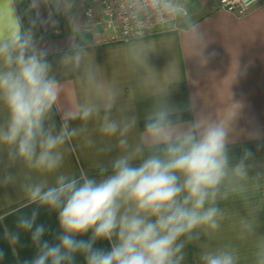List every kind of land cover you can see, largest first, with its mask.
<instances>
[{"label":"clouds","instance_id":"9594fccd","mask_svg":"<svg viewBox=\"0 0 264 264\" xmlns=\"http://www.w3.org/2000/svg\"><path fill=\"white\" fill-rule=\"evenodd\" d=\"M18 2L0 0V165L5 169L0 184L17 186L23 209L32 210L18 217L16 232L3 229L13 251L25 232L36 250L27 264H77L78 256L83 264H187L189 245L199 248L195 264H242L239 242L251 240L248 264H264V235L257 234L264 171L250 175L255 167L250 151L238 159L231 154L243 108L231 91L222 115L205 112L195 96L180 108L170 100L179 77L169 69L164 82L155 83L149 62L155 48L130 42L137 83L127 95L141 98L125 108L122 90L101 79L92 59V28L71 15L74 0L29 4L37 17L43 4L50 9L49 21L54 13L68 19L71 34L57 62L59 72L36 39L37 20L25 27L16 14ZM118 7L137 23L179 14L188 21L186 43L193 57L204 61L205 34L177 0H119ZM238 74L237 63L231 85ZM73 77L83 87L80 99L68 105L65 81ZM138 102L147 104L142 124ZM185 111L191 119H184ZM82 149L97 154L91 168L66 169L69 157ZM13 168L15 173L7 171ZM235 200L246 211L240 231L234 241L216 244L224 205ZM41 209L57 216L52 240L37 223ZM101 241L109 247H97Z\"/></svg>","mask_w":264,"mask_h":264},{"label":"crops","instance_id":"0c3cea01","mask_svg":"<svg viewBox=\"0 0 264 264\" xmlns=\"http://www.w3.org/2000/svg\"><path fill=\"white\" fill-rule=\"evenodd\" d=\"M219 0H177L181 9H187L191 21L205 34L206 46L203 49L204 61L193 57L186 43L185 29L188 21L178 14L176 28L167 27L147 36L121 40L112 32L104 30L100 25L92 30L96 46L92 49L93 62L100 68L101 79L107 84H115L124 95L122 104L125 108L134 106L141 98L127 95L130 88L137 83V74L132 71L128 57L130 42H142L155 48L150 54V65L155 70V83H163L165 72L173 70L180 82L175 85L170 100L180 108H186L191 97H197L198 104L205 112L222 115L230 98L242 105L240 118L236 121L239 133L236 142L230 145L231 154L238 159L244 151H250L255 165L250 175L264 171V1L243 15H235L218 7ZM30 0H19L16 14L22 18L25 27L32 19L37 20L36 39L42 47L49 50L48 59L59 72L58 60L69 44L70 26L67 17L54 13L49 21L50 9L41 4L39 17L35 11H29ZM79 22L87 23L77 9L74 0L72 10ZM89 23V22H88ZM239 65V74L231 85L235 69ZM58 78H61L58 75ZM83 85L77 79L65 81L64 103L71 105L80 99ZM147 106L145 102L137 103V111L141 115ZM191 113L185 111L184 119H191ZM57 124L60 115H56ZM89 132L95 135V125H89ZM115 155V152L109 156ZM97 158L94 150L82 149L69 157L66 169L78 170L80 167L90 169ZM15 173L17 169H8ZM5 169L0 165V176ZM256 199H259L257 197ZM25 202L20 197L19 188L15 185L0 184V264H27L35 256V248L30 234L21 232L15 251L3 238V229L16 232V221L22 214L31 212V207L23 209ZM225 218L221 229L215 237L216 244L234 241L240 231V215L246 211L239 200L224 205ZM22 209L20 212L18 210ZM258 235H264V210L257 213ZM48 229L46 238L52 240L58 231V220L55 213L41 209L37 219ZM242 264H248L252 241L239 242ZM97 247L108 248L107 242H98ZM199 248L189 245L187 248V264H195L194 257ZM77 264L83 259L77 257Z\"/></svg>","mask_w":264,"mask_h":264},{"label":"built area","instance_id":"2783aa9c","mask_svg":"<svg viewBox=\"0 0 264 264\" xmlns=\"http://www.w3.org/2000/svg\"><path fill=\"white\" fill-rule=\"evenodd\" d=\"M264 0H219L218 7L235 15H243ZM119 0H77V9L89 22L92 30L100 25L114 37L128 40L147 36L163 28H176L178 14L161 20L152 19L137 23L119 11Z\"/></svg>","mask_w":264,"mask_h":264}]
</instances>
